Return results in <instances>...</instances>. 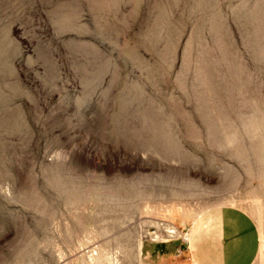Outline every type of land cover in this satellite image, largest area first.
Masks as SVG:
<instances>
[{
    "label": "rangeland",
    "instance_id": "obj_1",
    "mask_svg": "<svg viewBox=\"0 0 264 264\" xmlns=\"http://www.w3.org/2000/svg\"><path fill=\"white\" fill-rule=\"evenodd\" d=\"M223 205L264 264V0H0V264H191Z\"/></svg>",
    "mask_w": 264,
    "mask_h": 264
},
{
    "label": "crops",
    "instance_id": "obj_2",
    "mask_svg": "<svg viewBox=\"0 0 264 264\" xmlns=\"http://www.w3.org/2000/svg\"><path fill=\"white\" fill-rule=\"evenodd\" d=\"M187 236L191 264H252L259 248L258 229L251 217L229 205L203 211Z\"/></svg>",
    "mask_w": 264,
    "mask_h": 264
},
{
    "label": "built area",
    "instance_id": "obj_3",
    "mask_svg": "<svg viewBox=\"0 0 264 264\" xmlns=\"http://www.w3.org/2000/svg\"><path fill=\"white\" fill-rule=\"evenodd\" d=\"M187 236V235H186ZM187 240H188V237L186 239H181L182 243L186 244L187 243Z\"/></svg>",
    "mask_w": 264,
    "mask_h": 264
}]
</instances>
